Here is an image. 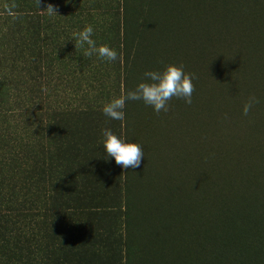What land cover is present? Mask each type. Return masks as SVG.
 I'll list each match as a JSON object with an SVG mask.
<instances>
[{
	"label": "trees",
	"instance_id": "obj_1",
	"mask_svg": "<svg viewBox=\"0 0 264 264\" xmlns=\"http://www.w3.org/2000/svg\"><path fill=\"white\" fill-rule=\"evenodd\" d=\"M85 25L117 61L83 56L71 38ZM169 63L202 90L194 176V154L172 146L199 123L183 100L157 115L128 102L124 121L101 111ZM104 128L143 146L139 168L105 161ZM0 264H264V0H0Z\"/></svg>",
	"mask_w": 264,
	"mask_h": 264
},
{
	"label": "clouds",
	"instance_id": "obj_2",
	"mask_svg": "<svg viewBox=\"0 0 264 264\" xmlns=\"http://www.w3.org/2000/svg\"><path fill=\"white\" fill-rule=\"evenodd\" d=\"M39 2L40 0H37L38 5ZM44 10L49 15L57 14L52 5H48ZM93 36V27L85 25L83 29L72 34L71 40L84 48L83 56L85 57L95 55L106 62L117 61V51L105 44L98 46ZM195 79V74L185 71L183 65L169 63L158 69L146 70L142 75L141 82L137 83L134 88L122 92L118 97H114L103 104L101 111L110 120L124 121L125 105L131 101L143 102L144 105L151 107L157 114L161 111L167 112L169 102L173 98L181 99L190 105ZM254 102L255 98H252L245 104L243 108L244 115L248 114ZM101 135L100 146L104 149L106 162L109 159L114 160L115 164L123 169H135L141 166L142 159L145 156L141 144L130 141L124 136H118L111 128H104Z\"/></svg>",
	"mask_w": 264,
	"mask_h": 264
},
{
	"label": "rangeland",
	"instance_id": "obj_3",
	"mask_svg": "<svg viewBox=\"0 0 264 264\" xmlns=\"http://www.w3.org/2000/svg\"><path fill=\"white\" fill-rule=\"evenodd\" d=\"M199 87L200 86H197V84L194 83V92H193L192 97H194L195 99H197L198 93L202 91ZM195 99L194 100L192 99V103L190 105L187 104L186 107H184V113L197 112L199 116V123L196 124V126L194 127V130L190 134L178 133L175 137L172 138V146L175 147V154L178 155L182 151H185V152L191 151L194 154V157L190 158L193 160V163L196 167V170L193 171V176H194V173L197 171L200 173L206 171V165H207L206 163L207 161L206 141H204V139L197 133V131L201 130L200 122H202V119H203V113L197 107L200 106L202 108V105L196 102ZM170 102L173 103L175 107H177V105L179 106V108L184 106L182 105V102L174 101V98ZM151 113L154 115H157V113H155L153 110L151 111ZM164 131L166 132V128H164ZM168 132L169 131H167V133ZM191 152H186V153H191ZM158 156L159 158H162V156H166L165 151L161 153L159 151ZM157 168H158L157 176L154 178L155 180L154 183H156V181L158 183H163L168 178L167 176L168 169L163 163H161V161L157 162ZM169 168L174 176V179H176V183L179 180L178 184H181L183 186V188H181V191H180V198L182 202H186L188 198L190 197V195L192 194V189L190 188L192 184L189 183V181L184 180L185 173H181L178 176L179 171H178V166L176 164L170 165ZM152 172L154 174V171ZM187 177L190 178V180L192 181L190 175L187 174ZM173 186H176V185H173ZM175 194L178 195L177 188H173L169 184L168 192H163L162 190L161 191L158 190L155 192V200L157 202L161 201V204L164 209H171L170 206L175 200V199H172V196L175 197ZM150 199L151 197L149 196L148 193H143L141 197H139V195H136L134 198L135 205L139 207V205L141 204L142 206H140L139 209L142 208V210L144 211L147 207L151 205ZM184 209L185 208L182 209V213L178 210L179 216L182 217V214L185 211ZM174 217L175 218H173L172 222H174L175 219H177V216H174Z\"/></svg>",
	"mask_w": 264,
	"mask_h": 264
}]
</instances>
